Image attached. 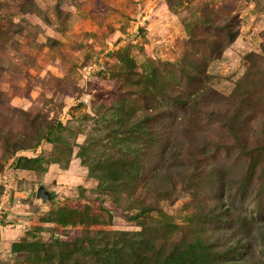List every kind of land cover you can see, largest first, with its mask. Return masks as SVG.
I'll return each mask as SVG.
<instances>
[{
    "label": "rangeland",
    "instance_id": "374dc122",
    "mask_svg": "<svg viewBox=\"0 0 264 264\" xmlns=\"http://www.w3.org/2000/svg\"><path fill=\"white\" fill-rule=\"evenodd\" d=\"M201 72L219 107L175 126L170 96L191 100ZM263 226L264 0H0V264H135L244 236L228 259L264 264Z\"/></svg>",
    "mask_w": 264,
    "mask_h": 264
},
{
    "label": "trees",
    "instance_id": "16d2710c",
    "mask_svg": "<svg viewBox=\"0 0 264 264\" xmlns=\"http://www.w3.org/2000/svg\"><path fill=\"white\" fill-rule=\"evenodd\" d=\"M226 26L223 27L222 29L225 32H229V27H228V23L225 24ZM228 27V28H227ZM229 39L227 43H231L235 38H236V33L234 32H229ZM202 73V72H201ZM201 73L199 75H197L196 79L201 81V86L202 89L196 93L195 95H192V99H182L181 97H179L178 95H171L170 96V101L172 104H175L176 107H178L180 109V114L177 118H175V120L173 121L174 124H176L175 126H179L181 124H185L187 122V120H199L202 117L206 118L207 120H209V116L205 115L208 113V115H210V113H214L215 110H217V108L219 106L218 105L221 100L218 99V95L216 92H214L213 90H210V93L206 94V85L208 86V82L211 76H209L208 74L202 73L203 76L201 77ZM217 97V98H215ZM221 99V97H220ZM216 107V108H215ZM146 116L148 115V117L150 116V114L148 113H143ZM227 115V114H224ZM192 117V118H189ZM222 117V116H219ZM199 118V119H198ZM169 124H172L171 121L167 120V121H163L162 122V128H166ZM201 134H205V132H203V130L200 128ZM162 133V132H160ZM164 133V131H163ZM172 145H170L169 147V154H170V158L174 161H178L180 162V157L182 156V148H184V139L179 138L176 134L172 135L171 138ZM167 160H165V158L161 159L158 162V166L159 168H163L164 170V174L168 173L167 175V180H168V186H172L173 185V181H174V175L170 173L169 168L171 167L170 165L166 164ZM180 170H176L175 172H177L175 174L176 177H180L181 178V182H183L182 180V174L181 172H179ZM240 191V190H239ZM243 193V191L241 192ZM171 192H163L159 198V195L156 196L159 199H169V197L171 196ZM161 201V200H156V202ZM155 208L154 206H152V204L148 207L143 208V211L145 212H151L153 211ZM227 208H223V207H218L216 209V211L214 212V214H219L222 211H226ZM264 227V226H263ZM244 231V232H243ZM237 234H245L246 231L245 230H238L237 232H235ZM259 234H262V232H258ZM246 236H244L245 238ZM249 235H248V239L249 240ZM243 238V240H244ZM221 239L223 240V236L220 237V241ZM243 240L241 242L240 239H238L236 242L230 244L227 248L225 249H221L220 247L218 249H212L210 246H208L207 244H199L198 242L194 245L192 244H182L179 246H176L177 248H174L176 250L175 254H165V255H161L158 254L155 249L150 251L152 254L151 255H146L144 257V259H140V258H136L135 264H249L248 261H244L242 259V262H232L229 259H232V255L233 254H240L241 251H237L238 249H246V247L248 245L243 244ZM197 249L200 250V255L197 251ZM229 258V259H228ZM239 260L241 261V254H240V258ZM264 263V262H263ZM252 264V263H250Z\"/></svg>",
    "mask_w": 264,
    "mask_h": 264
},
{
    "label": "water",
    "instance_id": "95a60500",
    "mask_svg": "<svg viewBox=\"0 0 264 264\" xmlns=\"http://www.w3.org/2000/svg\"><path fill=\"white\" fill-rule=\"evenodd\" d=\"M37 196H38L39 198H41L42 200H44V199L47 197V193L45 192L43 186H41V187L38 189V191H37Z\"/></svg>",
    "mask_w": 264,
    "mask_h": 264
}]
</instances>
